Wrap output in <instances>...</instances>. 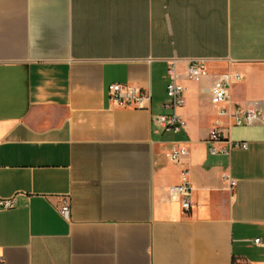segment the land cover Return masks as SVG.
Listing matches in <instances>:
<instances>
[{
    "label": "crops",
    "instance_id": "0c3cea01",
    "mask_svg": "<svg viewBox=\"0 0 264 264\" xmlns=\"http://www.w3.org/2000/svg\"><path fill=\"white\" fill-rule=\"evenodd\" d=\"M171 64L177 134L157 121ZM226 70L242 76L228 108L258 122L218 116ZM113 84L149 91L150 111L113 105ZM214 127L247 149L210 155ZM183 170L189 213L168 193ZM0 198V264H264V0H0Z\"/></svg>",
    "mask_w": 264,
    "mask_h": 264
},
{
    "label": "built area",
    "instance_id": "2783aa9c",
    "mask_svg": "<svg viewBox=\"0 0 264 264\" xmlns=\"http://www.w3.org/2000/svg\"><path fill=\"white\" fill-rule=\"evenodd\" d=\"M208 61L202 58L191 59L188 61L186 78L193 81H199L208 76ZM170 77L166 85V97L168 103L164 104L163 109L166 114L157 117L158 124L164 132L177 134L184 129V122L177 110L185 105L184 88L176 80L174 65L171 64L168 69ZM242 76L239 73H232L228 70L222 71L216 76L210 90L211 103L217 110L219 117H227L233 120L235 126L252 125L258 122L261 115L253 110H243L239 108H228L230 89L232 85L240 83ZM109 101L119 107L132 108L134 110L150 111L151 93L141 89L120 84L110 85L107 89ZM209 154L212 156H229L232 150H246L247 144L233 142L222 136L221 128L214 127L208 136ZM188 156V150L181 145H174L166 154V158L173 163H181ZM228 182L229 190H234L236 182L225 176ZM169 196L176 199L182 208V211L189 213L192 209L191 194L192 187L188 180V171L181 173L180 183L168 188ZM12 207L11 200L0 198V211ZM58 214L65 220L70 217V202L68 198H62ZM258 242V241H256Z\"/></svg>",
    "mask_w": 264,
    "mask_h": 264
},
{
    "label": "rangeland",
    "instance_id": "374dc122",
    "mask_svg": "<svg viewBox=\"0 0 264 264\" xmlns=\"http://www.w3.org/2000/svg\"><path fill=\"white\" fill-rule=\"evenodd\" d=\"M167 112L162 111V114H166Z\"/></svg>",
    "mask_w": 264,
    "mask_h": 264
},
{
    "label": "trees",
    "instance_id": "16d2710c",
    "mask_svg": "<svg viewBox=\"0 0 264 264\" xmlns=\"http://www.w3.org/2000/svg\"><path fill=\"white\" fill-rule=\"evenodd\" d=\"M235 264V263H234Z\"/></svg>",
    "mask_w": 264,
    "mask_h": 264
}]
</instances>
